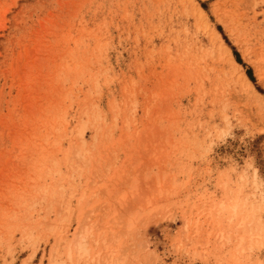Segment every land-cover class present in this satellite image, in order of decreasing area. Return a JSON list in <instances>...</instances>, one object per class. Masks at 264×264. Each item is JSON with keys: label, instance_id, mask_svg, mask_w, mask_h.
Segmentation results:
<instances>
[{"label": "rangeland", "instance_id": "1", "mask_svg": "<svg viewBox=\"0 0 264 264\" xmlns=\"http://www.w3.org/2000/svg\"><path fill=\"white\" fill-rule=\"evenodd\" d=\"M51 263L264 264V0H0V264Z\"/></svg>", "mask_w": 264, "mask_h": 264}, {"label": "bare ground", "instance_id": "2", "mask_svg": "<svg viewBox=\"0 0 264 264\" xmlns=\"http://www.w3.org/2000/svg\"><path fill=\"white\" fill-rule=\"evenodd\" d=\"M227 50V49H226ZM228 51V50H227ZM232 61H234V60H232ZM238 64V63H237ZM246 78V77H245ZM248 84H250L249 82H248ZM51 264H53V263H51Z\"/></svg>", "mask_w": 264, "mask_h": 264}]
</instances>
